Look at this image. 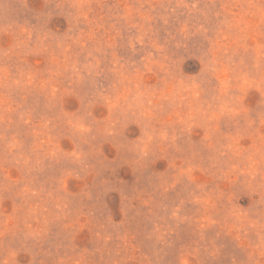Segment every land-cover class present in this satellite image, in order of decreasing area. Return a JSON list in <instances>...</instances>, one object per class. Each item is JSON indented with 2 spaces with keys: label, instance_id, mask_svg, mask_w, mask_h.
I'll return each mask as SVG.
<instances>
[{
  "label": "rangeland",
  "instance_id": "obj_1",
  "mask_svg": "<svg viewBox=\"0 0 264 264\" xmlns=\"http://www.w3.org/2000/svg\"><path fill=\"white\" fill-rule=\"evenodd\" d=\"M0 264H264V0H0Z\"/></svg>",
  "mask_w": 264,
  "mask_h": 264
}]
</instances>
